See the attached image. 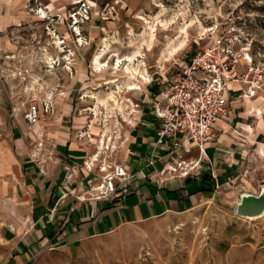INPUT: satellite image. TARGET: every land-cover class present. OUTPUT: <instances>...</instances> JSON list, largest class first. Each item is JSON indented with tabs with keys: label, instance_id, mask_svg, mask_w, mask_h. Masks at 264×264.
Returning a JSON list of instances; mask_svg holds the SVG:
<instances>
[{
	"label": "crops",
	"instance_id": "crops-1",
	"mask_svg": "<svg viewBox=\"0 0 264 264\" xmlns=\"http://www.w3.org/2000/svg\"><path fill=\"white\" fill-rule=\"evenodd\" d=\"M68 2L45 0L39 7L35 2L30 5V0H0V264H71L67 254H72L83 241L126 224L187 211L215 191V184H202L199 175H206L209 182L215 183L236 168L253 146L264 152V98L257 95L234 99L244 90L241 83H232L227 93L230 96L235 91L230 96L234 100L229 114L235 122L230 123L228 118L217 122L215 140L202 152L189 143L171 155L168 140L154 147L159 125L154 105L166 83L178 73V67L171 62L176 58L157 59L148 66L144 61L127 62L129 55L109 50L114 42L104 35L116 25L106 22L107 17L96 23H80L77 29L85 35L82 37L80 32L81 44L63 37L66 50H61L52 40L60 50L48 56L47 67L53 61L55 64L47 71L68 80L63 87L52 84L45 90L38 73L39 61H35L32 70L24 69L25 49L14 50L10 29L25 26L30 19L41 20V12L62 19ZM55 27L69 35L63 23L51 25L52 29ZM32 56L34 59L36 54ZM97 60L105 67L96 69ZM121 63L123 69L135 65L140 72L137 74H145L152 81L143 82L131 73L121 75ZM161 66L163 70L159 71ZM25 76L32 79L28 85L23 83ZM129 83L139 88L126 90ZM105 93L129 98L137 105L131 114L130 104L120 105L128 123L119 121L115 158L126 160L127 171L133 176L127 181L126 193L116 194L112 203L91 198L87 180H95L82 166L95 153L102 130V117L93 113L102 109L111 112L112 103L104 102L107 98L100 101ZM30 95L40 99L50 96L51 108L48 113L40 112L39 122L29 129L10 111L14 103L18 104L17 99ZM252 99L263 103L255 107L247 102L249 110L238 109L237 102ZM250 118L251 122H245ZM116 120L117 117L111 118L108 124L112 127ZM85 131L89 139L81 135ZM153 148L157 156L148 165ZM177 161L188 166L184 168L187 175L176 167Z\"/></svg>",
	"mask_w": 264,
	"mask_h": 264
},
{
	"label": "rangeland",
	"instance_id": "rangeland-1",
	"mask_svg": "<svg viewBox=\"0 0 264 264\" xmlns=\"http://www.w3.org/2000/svg\"><path fill=\"white\" fill-rule=\"evenodd\" d=\"M33 2L41 7L45 0H30L29 4L33 5ZM81 2L88 6L85 23L104 21L102 17H107L106 22L116 25L104 35L114 42L109 50L119 51L121 56L139 52L134 57L138 61L133 60L132 64L144 61L148 66L157 59L178 58L186 51L191 55L204 42L214 41L229 47L236 55L239 59L236 67L240 72L246 69L248 55L264 77V0H69L67 13L62 14V19L41 12L38 14L41 20L30 19L25 26L10 29L14 50L25 49L24 69L32 70L35 61H39L38 73L45 90L52 84L63 87L68 80L51 76L47 71V59L60 50L53 46L52 40L58 42L64 37L74 42L69 13L80 8ZM58 22L63 23L64 31L69 35L56 27L51 28ZM79 30L84 37L83 30ZM182 41L184 45L171 54L170 50ZM34 54L36 57L32 59ZM132 64L123 69L121 63V75H125V70L131 74L140 73ZM127 66L130 69H126ZM31 81L30 77L23 79L25 85ZM234 93L230 92V96ZM81 94L78 95L79 101ZM257 95L264 98V82ZM107 96L112 97L105 93L100 96V101ZM31 97L19 98L18 104L12 105L22 111ZM252 100L237 102L238 109L249 110V105L258 107L263 103L260 99ZM228 121L234 123L235 119L229 115ZM251 121L250 118L245 122ZM253 149L244 153L236 168L233 167L223 178L215 183L209 182V185L215 184L214 193L201 198L193 208L126 224L89 238L72 254H67L70 263L264 264V216L250 220L234 213L241 192L257 194L264 185V152L256 146Z\"/></svg>",
	"mask_w": 264,
	"mask_h": 264
},
{
	"label": "built area",
	"instance_id": "built-area-1",
	"mask_svg": "<svg viewBox=\"0 0 264 264\" xmlns=\"http://www.w3.org/2000/svg\"><path fill=\"white\" fill-rule=\"evenodd\" d=\"M87 7L84 2H81L80 8L69 13L72 32L77 44L83 43L79 40L81 38L77 28L79 23L88 19ZM57 44L61 50L64 49L63 38L59 39ZM246 58V69L240 72L236 67L239 59L229 47H223L214 41H207L198 46L193 54L187 53L182 58L171 60L172 64L178 67V73L170 82L162 80L167 83L160 92L159 100L154 105L155 114L159 119L154 147L168 140L171 146L170 153L174 155L186 144H194L202 152L208 143L214 141L215 125L228 118L232 109V100L253 98L262 89L264 82L262 70L248 55ZM50 64L52 66H49L53 67L55 61ZM103 65L101 63L96 69L104 68ZM140 65L144 66L143 63ZM158 70H163V67H158ZM124 72L128 73L126 70ZM134 75L143 82L150 83L152 81V78L145 74L134 73ZM232 83L244 85V90L233 97L234 99L227 95ZM138 88L137 84H132L126 86L125 89ZM82 96L83 94L80 98ZM108 98L107 96L104 102L112 103L109 106L111 112L108 114L102 109L98 113H93V116L102 117V130L97 138L95 153L85 160L82 166L93 175L95 180V182L91 179L87 180L91 198L95 201L112 203L116 194L126 193L127 181L133 176L127 171V161L115 158L120 139L119 121L128 123L122 116L120 105L130 104L131 108L128 110V114H131L137 105L125 97L112 95L111 98ZM50 100V96H45L43 99L32 96L22 111L12 106L10 113L13 118L20 117L30 129L39 122L40 112L48 113L50 111ZM116 117L117 120L111 127L108 122L111 118ZM81 135L89 139L86 131L81 132ZM37 144L42 146L40 142ZM154 150L153 148L148 158V165H152L155 161L157 155ZM176 167L183 175L188 174V171L184 169L188 167L184 161H177Z\"/></svg>",
	"mask_w": 264,
	"mask_h": 264
},
{
	"label": "water",
	"instance_id": "water-1",
	"mask_svg": "<svg viewBox=\"0 0 264 264\" xmlns=\"http://www.w3.org/2000/svg\"><path fill=\"white\" fill-rule=\"evenodd\" d=\"M234 213L239 218L250 220L264 216V185L257 194L241 192Z\"/></svg>",
	"mask_w": 264,
	"mask_h": 264
},
{
	"label": "bare ground",
	"instance_id": "bare-ground-1",
	"mask_svg": "<svg viewBox=\"0 0 264 264\" xmlns=\"http://www.w3.org/2000/svg\"><path fill=\"white\" fill-rule=\"evenodd\" d=\"M43 13V15L45 14L44 12H42ZM152 37H153V35H152ZM151 42V41H150ZM184 45V41H182V42H180V43H178V45H177V47H175L174 46V48H172L171 50H170V52H171V54H172V52H175L177 49H178V47H182ZM106 49V48H105ZM168 51V50H167ZM103 53H105V52H103ZM139 52L138 51H136L132 56H128L127 57V59H128V62H132L133 60H134V57L135 56H137V54H138ZM99 56V55H98ZM98 58V57H97ZM95 62V61H94ZM97 62V67L99 66V62H98V60L96 61ZM95 65V64H94ZM126 69H130V67H126ZM136 71V70H135ZM130 86V85H129Z\"/></svg>",
	"mask_w": 264,
	"mask_h": 264
},
{
	"label": "trees",
	"instance_id": "trees-1",
	"mask_svg": "<svg viewBox=\"0 0 264 264\" xmlns=\"http://www.w3.org/2000/svg\"><path fill=\"white\" fill-rule=\"evenodd\" d=\"M209 181H210V179H208V177L206 175L202 176V178H201L202 184L204 183V184H208L209 185Z\"/></svg>",
	"mask_w": 264,
	"mask_h": 264
}]
</instances>
